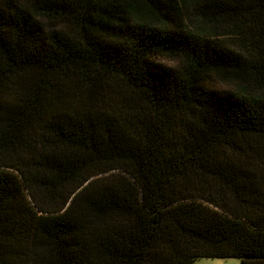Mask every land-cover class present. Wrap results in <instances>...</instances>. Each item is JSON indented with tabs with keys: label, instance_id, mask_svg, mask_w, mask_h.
<instances>
[{
	"label": "trees",
	"instance_id": "obj_1",
	"mask_svg": "<svg viewBox=\"0 0 264 264\" xmlns=\"http://www.w3.org/2000/svg\"><path fill=\"white\" fill-rule=\"evenodd\" d=\"M198 258L264 264V0H0V264Z\"/></svg>",
	"mask_w": 264,
	"mask_h": 264
},
{
	"label": "rangeland",
	"instance_id": "obj_2",
	"mask_svg": "<svg viewBox=\"0 0 264 264\" xmlns=\"http://www.w3.org/2000/svg\"><path fill=\"white\" fill-rule=\"evenodd\" d=\"M203 30H204L205 34L209 35L210 37L215 35V33L210 28L204 27ZM219 36H220V38L225 39V37L228 35H226V33L222 32L221 35H219ZM193 264H241V261L239 259H235V258H198V259L194 260Z\"/></svg>",
	"mask_w": 264,
	"mask_h": 264
}]
</instances>
